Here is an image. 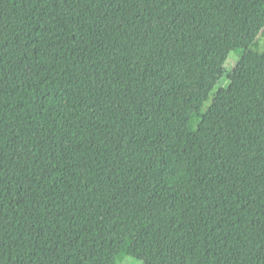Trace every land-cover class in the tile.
<instances>
[{"label": "trees", "instance_id": "16d2710c", "mask_svg": "<svg viewBox=\"0 0 264 264\" xmlns=\"http://www.w3.org/2000/svg\"><path fill=\"white\" fill-rule=\"evenodd\" d=\"M259 36L264 0H0V264H260Z\"/></svg>", "mask_w": 264, "mask_h": 264}, {"label": "rangeland", "instance_id": "374dc122", "mask_svg": "<svg viewBox=\"0 0 264 264\" xmlns=\"http://www.w3.org/2000/svg\"><path fill=\"white\" fill-rule=\"evenodd\" d=\"M259 47L262 48V46L264 45V36H259V41H258ZM235 56H237V52L236 51H231L229 53L228 58L225 61L224 67L226 69L232 67V65L234 64V62L236 61ZM225 79L219 80L215 87L214 90H216L219 87L225 86ZM118 264H141V261L132 257H125L124 259L120 260L118 262Z\"/></svg>", "mask_w": 264, "mask_h": 264}, {"label": "snow or ice", "instance_id": "6c2138e0", "mask_svg": "<svg viewBox=\"0 0 264 264\" xmlns=\"http://www.w3.org/2000/svg\"><path fill=\"white\" fill-rule=\"evenodd\" d=\"M142 2H147V0H142ZM261 100H262L261 107L264 108V94H262ZM4 140H5V137L3 134V129H0V148H2ZM260 231H264V225H262ZM257 259L260 261V264H264V249L261 250V254L257 257Z\"/></svg>", "mask_w": 264, "mask_h": 264}]
</instances>
